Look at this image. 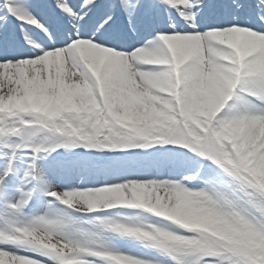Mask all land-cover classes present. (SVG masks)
<instances>
[{
    "label": "snow or ice",
    "instance_id": "snow-or-ice-1",
    "mask_svg": "<svg viewBox=\"0 0 264 264\" xmlns=\"http://www.w3.org/2000/svg\"><path fill=\"white\" fill-rule=\"evenodd\" d=\"M0 264H264V0H0Z\"/></svg>",
    "mask_w": 264,
    "mask_h": 264
}]
</instances>
